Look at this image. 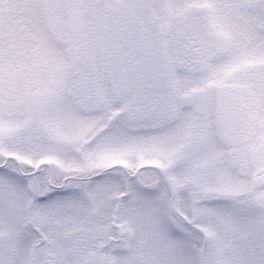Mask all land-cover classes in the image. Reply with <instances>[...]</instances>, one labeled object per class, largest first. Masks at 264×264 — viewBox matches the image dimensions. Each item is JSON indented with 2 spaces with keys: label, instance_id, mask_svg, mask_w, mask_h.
Masks as SVG:
<instances>
[{
  "label": "snow or ice",
  "instance_id": "6c2138e0",
  "mask_svg": "<svg viewBox=\"0 0 264 264\" xmlns=\"http://www.w3.org/2000/svg\"><path fill=\"white\" fill-rule=\"evenodd\" d=\"M0 264H264V0H0Z\"/></svg>",
  "mask_w": 264,
  "mask_h": 264
}]
</instances>
